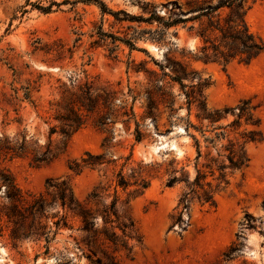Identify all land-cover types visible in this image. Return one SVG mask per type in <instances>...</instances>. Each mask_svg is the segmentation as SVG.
<instances>
[{
	"label": "rangeland",
	"instance_id": "1",
	"mask_svg": "<svg viewBox=\"0 0 264 264\" xmlns=\"http://www.w3.org/2000/svg\"><path fill=\"white\" fill-rule=\"evenodd\" d=\"M174 2L186 0H0V141L17 149L0 154L2 168L24 203L52 181L66 182L83 203L100 195L97 204H87L97 235L84 232L82 220L71 215L51 243L28 237L26 225L15 240L14 225L2 215L0 264H264V54L227 67L195 61L199 42L183 25L159 43V19L196 14L177 13ZM246 20L264 42V0L251 5ZM167 57L193 72L184 84L201 90L208 111H220L219 122L203 119L199 102L190 106L180 85L163 78ZM29 84L26 99L22 88ZM73 105L84 121L67 137L58 119ZM189 123L206 131L191 129L201 143L199 161L185 130ZM224 131L220 149L229 141L244 143L251 132L256 140L245 144L247 165L227 171V183L217 188L219 173L212 177L206 168L205 139ZM100 156L101 166L72 168ZM197 164L212 183L214 202L195 198L178 223L187 188L168 181L182 169L193 180ZM120 175L128 187L117 185ZM116 197L119 215L133 224L127 246L100 233L101 212ZM10 204L0 185V207ZM57 212L48 206L45 214Z\"/></svg>",
	"mask_w": 264,
	"mask_h": 264
},
{
	"label": "trees",
	"instance_id": "2",
	"mask_svg": "<svg viewBox=\"0 0 264 264\" xmlns=\"http://www.w3.org/2000/svg\"><path fill=\"white\" fill-rule=\"evenodd\" d=\"M256 1L258 0H186L185 3L174 2V5L179 10L177 13L196 14L183 18L180 14L174 17L172 13H167L162 19H159V26L162 27L159 43L164 42V37L170 29L183 25L188 27V31L193 33L199 42L195 53H192L195 61L203 62L204 64L215 63L223 67H227L235 61L250 64L264 54V42L251 31L246 20L248 10ZM101 8L102 10L106 8L103 3H101ZM174 36L177 37L178 32H175ZM115 39L117 40L116 37ZM123 41L132 49L134 48V44L131 41ZM170 63L171 58L167 57V65L161 66L164 71L163 78H170L171 81L180 85L181 90L185 91V96L190 106L199 102L203 119L209 120L208 122L212 125L219 122L217 120L221 116L220 111H208L203 104L201 90L196 91L194 85L187 86L184 84V80L190 78L193 72H189L188 67L180 62L173 65H170ZM168 66L171 67L166 72ZM22 89L25 92V98L29 99L32 94L30 84ZM15 92L18 94L19 90ZM87 94L88 100L92 101L90 96L91 87L88 89ZM89 110H91V107H89ZM69 112V115L60 116L58 119L62 123V132L67 137H71L73 133L78 131L83 126L84 121L83 116L79 113L80 109H77L76 105L70 107ZM240 122L236 121L234 125L240 126ZM191 129L200 132L203 136H205L206 131L191 123L185 128L187 134L195 140L198 152L197 161H199L203 157L201 143L191 133ZM210 132L213 133L214 130ZM137 133L140 134V131H137ZM250 134L251 136L244 143L229 141L228 145H221V149L218 148V145L227 137V132H215L212 138L206 137L205 142L208 143V151L205 154L206 168L209 169L212 177L215 173H219L218 178H214V180L218 181L217 188L223 182L227 183V171L242 169L249 162L245 144L248 141L256 140L254 133L251 132ZM139 138L138 135L137 139ZM19 150H23V146ZM213 150H216V155H213ZM15 152H17V149L8 145L6 139L0 141V154L8 155ZM100 159L102 161L100 160L99 162L84 160V164L75 163L72 168L79 172L83 167H98L105 164L103 156H100ZM196 172V177L191 180L190 174L184 169L181 171V176H178V171H175L168 181L169 187L184 183L187 188V192L183 193L179 202V213L176 219L178 223L183 222V214L188 211L191 202L195 198L204 204L214 202V189L212 188V183L207 181V174L198 168V164L196 165ZM0 185L6 186L7 198L11 203L9 207H0V218L5 215L8 222L14 225L12 238L15 240L20 238L21 228L26 225L28 227V232L26 233L28 237H34L39 241L45 239L47 244L51 243L60 229L69 226V217L71 215L82 220L83 226L81 229L84 232L99 234V232L93 231L95 227L94 216L91 209L87 206L88 203H98L99 193L91 194L88 202L83 203L74 196L66 182L52 181L48 183L45 193L34 195L30 202L24 203V195L17 188L13 178L2 168L1 163ZM117 185L126 188L129 183L120 175ZM143 188H146L145 185H143ZM48 206L58 209L57 214L52 217L46 215ZM101 216L105 228L100 233L105 234V240L127 246V240L131 238L133 232V224H128L119 215L118 197L110 204L104 206ZM43 219L50 220L52 226L49 227L47 223L43 224Z\"/></svg>",
	"mask_w": 264,
	"mask_h": 264
}]
</instances>
